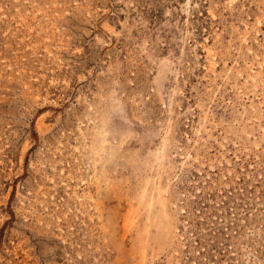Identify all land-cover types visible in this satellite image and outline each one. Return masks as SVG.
Segmentation results:
<instances>
[{
    "label": "rangeland",
    "instance_id": "obj_1",
    "mask_svg": "<svg viewBox=\"0 0 264 264\" xmlns=\"http://www.w3.org/2000/svg\"><path fill=\"white\" fill-rule=\"evenodd\" d=\"M264 0H0V264H262Z\"/></svg>",
    "mask_w": 264,
    "mask_h": 264
},
{
    "label": "snow or ice",
    "instance_id": "obj_2",
    "mask_svg": "<svg viewBox=\"0 0 264 264\" xmlns=\"http://www.w3.org/2000/svg\"><path fill=\"white\" fill-rule=\"evenodd\" d=\"M236 0H228V6L231 7L233 4H235ZM54 264V262H53ZM262 264H264V261H262Z\"/></svg>",
    "mask_w": 264,
    "mask_h": 264
}]
</instances>
